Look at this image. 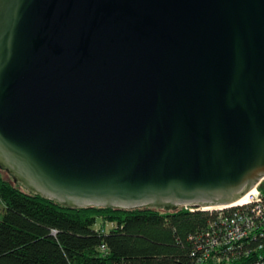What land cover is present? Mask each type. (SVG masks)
<instances>
[{
	"label": "water",
	"instance_id": "1",
	"mask_svg": "<svg viewBox=\"0 0 264 264\" xmlns=\"http://www.w3.org/2000/svg\"><path fill=\"white\" fill-rule=\"evenodd\" d=\"M0 171L75 208H216L264 176V0H0Z\"/></svg>",
	"mask_w": 264,
	"mask_h": 264
},
{
	"label": "trees",
	"instance_id": "2",
	"mask_svg": "<svg viewBox=\"0 0 264 264\" xmlns=\"http://www.w3.org/2000/svg\"><path fill=\"white\" fill-rule=\"evenodd\" d=\"M0 203V264H196L197 237L215 218L184 207L72 209L1 176ZM99 220L114 227L96 230Z\"/></svg>",
	"mask_w": 264,
	"mask_h": 264
},
{
	"label": "built area",
	"instance_id": "3",
	"mask_svg": "<svg viewBox=\"0 0 264 264\" xmlns=\"http://www.w3.org/2000/svg\"><path fill=\"white\" fill-rule=\"evenodd\" d=\"M183 207L190 212L203 211L215 214L213 223L209 224V230L197 237L196 251L201 253L196 264L223 262L243 264L242 260L246 262L253 254L256 255V264L262 263L264 260V176L246 194V201L242 204L235 202L216 208Z\"/></svg>",
	"mask_w": 264,
	"mask_h": 264
},
{
	"label": "rangeland",
	"instance_id": "4",
	"mask_svg": "<svg viewBox=\"0 0 264 264\" xmlns=\"http://www.w3.org/2000/svg\"><path fill=\"white\" fill-rule=\"evenodd\" d=\"M0 176L4 179V180H6V181H8V182H10V183H12L14 186H17V184H14V182H13V179H12V177L8 174H6V173H4V174H2V171H0ZM2 204L0 203V219H1V217H2ZM103 223V224H102ZM102 225H103V227H102ZM114 227V224L113 223H111V222H108V221H103L102 222V220H99L98 222H97V224L95 225V229L97 230V229H105V231L107 232V231H109L111 228H113Z\"/></svg>",
	"mask_w": 264,
	"mask_h": 264
},
{
	"label": "bare ground",
	"instance_id": "5",
	"mask_svg": "<svg viewBox=\"0 0 264 264\" xmlns=\"http://www.w3.org/2000/svg\"><path fill=\"white\" fill-rule=\"evenodd\" d=\"M246 201V195H244L240 200L236 202V204H242Z\"/></svg>",
	"mask_w": 264,
	"mask_h": 264
}]
</instances>
